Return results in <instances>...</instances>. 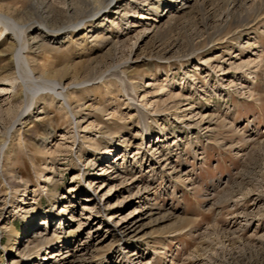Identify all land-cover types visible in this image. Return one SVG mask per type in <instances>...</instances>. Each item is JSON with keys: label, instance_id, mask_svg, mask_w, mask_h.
Returning a JSON list of instances; mask_svg holds the SVG:
<instances>
[{"label": "rangeland", "instance_id": "obj_1", "mask_svg": "<svg viewBox=\"0 0 264 264\" xmlns=\"http://www.w3.org/2000/svg\"><path fill=\"white\" fill-rule=\"evenodd\" d=\"M111 2L0 0V264H264V0Z\"/></svg>", "mask_w": 264, "mask_h": 264}, {"label": "bare ground", "instance_id": "obj_2", "mask_svg": "<svg viewBox=\"0 0 264 264\" xmlns=\"http://www.w3.org/2000/svg\"><path fill=\"white\" fill-rule=\"evenodd\" d=\"M112 2L114 1V0H111ZM111 2V3H112ZM95 6V5H94ZM92 7H93V5H92ZM142 196V195H141ZM137 213V212H136ZM126 219V218H125ZM128 219V218H127ZM30 224H32V222L30 223ZM142 224V223H141ZM115 225V224H114ZM116 226V228L118 229V230H121V233L122 234H125V235H129V234H136V231L138 230V228H139V226H140V219L139 218H137V216H132L130 219H128V220H123V221H120V222H118V224L117 225H115ZM35 229H36V227H35ZM34 229V230H35ZM96 231H98V230H96ZM138 232H139V230H138ZM84 242V241H83ZM50 247H52V246H50ZM49 247V248H50ZM48 254H49V256L48 257H44L45 259H47L48 260V264H54V260H55V258L57 257V255L58 254H51L50 255V252H48ZM38 264V263H37Z\"/></svg>", "mask_w": 264, "mask_h": 264}]
</instances>
